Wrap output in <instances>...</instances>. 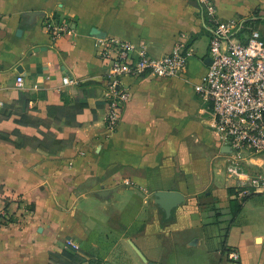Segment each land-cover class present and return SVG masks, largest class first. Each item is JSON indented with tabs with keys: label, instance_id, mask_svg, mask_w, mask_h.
<instances>
[{
	"label": "crops",
	"instance_id": "crops-1",
	"mask_svg": "<svg viewBox=\"0 0 264 264\" xmlns=\"http://www.w3.org/2000/svg\"><path fill=\"white\" fill-rule=\"evenodd\" d=\"M212 1L220 21H264V0ZM0 12V193L16 214L0 226V264H50L69 240L109 264H264V193L237 195L233 156L195 91L211 37L200 0H0ZM48 16L75 20L76 33L53 40ZM98 32L154 57L181 40L196 51L177 77H126L111 134ZM162 191L183 196L170 217Z\"/></svg>",
	"mask_w": 264,
	"mask_h": 264
},
{
	"label": "built area",
	"instance_id": "built-area-1",
	"mask_svg": "<svg viewBox=\"0 0 264 264\" xmlns=\"http://www.w3.org/2000/svg\"><path fill=\"white\" fill-rule=\"evenodd\" d=\"M207 14L211 30L209 57L212 62L195 86L196 93L212 106L214 130L220 142L229 148L233 159L230 174L236 180V193L244 198L264 193V168L251 169L246 154H264V35L256 28V19L233 17L226 21L217 18L212 0H200ZM4 14L0 12V26ZM42 24L53 40L76 33V21L55 16L44 17ZM196 55L192 45L178 41L174 49L162 57L150 55L144 44H136L115 36L101 39L99 56L108 63L105 72L108 115L106 131L113 133L122 109L131 98L126 77L154 76L171 79L188 68ZM19 85L24 78L18 77ZM65 84H74L71 76H64ZM4 206L0 207V226L15 222L7 198L0 193ZM68 245L78 246L73 240ZM228 257L240 260V254L229 251Z\"/></svg>",
	"mask_w": 264,
	"mask_h": 264
},
{
	"label": "trees",
	"instance_id": "trees-1",
	"mask_svg": "<svg viewBox=\"0 0 264 264\" xmlns=\"http://www.w3.org/2000/svg\"><path fill=\"white\" fill-rule=\"evenodd\" d=\"M81 106L85 107L88 105L85 101H80ZM256 194L242 198L244 201L253 197ZM241 209V205L234 206V217H236ZM88 261L89 264H109L103 258H95L90 256V259L87 260L82 254L76 250L69 248L65 249L63 253L58 257H51L50 264H81Z\"/></svg>",
	"mask_w": 264,
	"mask_h": 264
},
{
	"label": "water",
	"instance_id": "water-1",
	"mask_svg": "<svg viewBox=\"0 0 264 264\" xmlns=\"http://www.w3.org/2000/svg\"><path fill=\"white\" fill-rule=\"evenodd\" d=\"M30 17H36L39 15L38 12H29L27 14ZM99 37H106L107 34L104 32H98L97 34ZM208 64L210 65L212 60L209 57L207 60ZM157 202L158 204L165 210L166 215L170 217L172 210L174 207H176L183 199V196L179 192H172V191H162L157 193Z\"/></svg>",
	"mask_w": 264,
	"mask_h": 264
},
{
	"label": "rangeland",
	"instance_id": "rangeland-1",
	"mask_svg": "<svg viewBox=\"0 0 264 264\" xmlns=\"http://www.w3.org/2000/svg\"><path fill=\"white\" fill-rule=\"evenodd\" d=\"M263 27H264V21L261 19L259 22H256V28L258 29V30H262L263 29ZM252 158H254V157H252ZM255 158H256V161L255 162H253L257 167H263L264 168V154H257L256 156H255ZM125 262V261H124ZM123 263V262H122Z\"/></svg>",
	"mask_w": 264,
	"mask_h": 264
}]
</instances>
